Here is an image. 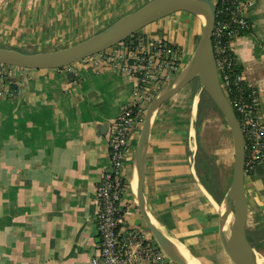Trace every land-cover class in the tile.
<instances>
[{"label": "crops", "instance_id": "crops-1", "mask_svg": "<svg viewBox=\"0 0 264 264\" xmlns=\"http://www.w3.org/2000/svg\"><path fill=\"white\" fill-rule=\"evenodd\" d=\"M149 1L0 0V49L59 51ZM247 17L250 28L232 48L264 113V0H252ZM200 26L199 19L180 12L148 25L135 39L170 42L180 73L193 56ZM70 68V73L31 70L20 93L10 100L0 97V264H90L97 254L95 189L109 169L111 128L134 81L120 70L96 71L87 61ZM192 83L164 102L151 120L145 209L155 227L195 264H232L223 240L233 214L195 169L199 97ZM137 138L125 163L120 236L134 228L151 235L135 198ZM244 187L247 237L258 264H264V165L245 176Z\"/></svg>", "mask_w": 264, "mask_h": 264}, {"label": "built area", "instance_id": "built-area-1", "mask_svg": "<svg viewBox=\"0 0 264 264\" xmlns=\"http://www.w3.org/2000/svg\"><path fill=\"white\" fill-rule=\"evenodd\" d=\"M214 1L212 46L219 84L244 138V175L251 176L264 165V113L259 109L257 90L245 82L242 73L231 72L237 66L232 45L250 28L247 12L252 0ZM135 35L82 60L96 71L120 70L134 81L132 95L111 128L109 169L95 189L98 250L90 264H172L150 234L134 228L120 236L118 230L122 225L121 201L127 191L125 163L132 141L138 137L147 105L179 73L180 67L177 49L170 42L135 39ZM70 67L64 69L70 73ZM30 71L0 64V97L10 100L20 93Z\"/></svg>", "mask_w": 264, "mask_h": 264}, {"label": "water", "instance_id": "water-1", "mask_svg": "<svg viewBox=\"0 0 264 264\" xmlns=\"http://www.w3.org/2000/svg\"><path fill=\"white\" fill-rule=\"evenodd\" d=\"M188 13L198 18L202 31L188 65L177 74L149 104L133 156L137 174L136 202L143 222L154 241L173 264H188L177 247L169 241L147 216L143 199L144 160L151 120L157 109L184 87L198 80L204 92L230 130L234 165L225 198L226 212H232L229 235L223 240L224 251L232 264H258L257 254L247 238L248 201L244 187L245 149L240 126L219 84L212 33L215 24L214 0H151L138 10L125 15L104 31L70 47L49 53L25 54L0 49V64L25 70H60L105 52L130 39L148 25L176 13Z\"/></svg>", "mask_w": 264, "mask_h": 264}, {"label": "rangeland", "instance_id": "rangeland-1", "mask_svg": "<svg viewBox=\"0 0 264 264\" xmlns=\"http://www.w3.org/2000/svg\"><path fill=\"white\" fill-rule=\"evenodd\" d=\"M201 31L202 26L199 28L196 44ZM192 85L195 96L199 97L198 114L195 121L197 130L195 134L196 173L199 179L225 202L234 165L230 130L211 100L201 91L198 80L193 81Z\"/></svg>", "mask_w": 264, "mask_h": 264}, {"label": "trees", "instance_id": "trees-1", "mask_svg": "<svg viewBox=\"0 0 264 264\" xmlns=\"http://www.w3.org/2000/svg\"><path fill=\"white\" fill-rule=\"evenodd\" d=\"M238 73H242V72H241L240 67L237 65V66H235V67L233 68V70H232V72H231V75L238 74ZM247 238H248V237H247ZM248 241H249V239H248ZM249 243H250V241H249ZM250 245L252 246V243H250ZM252 248L254 249L253 246H252Z\"/></svg>", "mask_w": 264, "mask_h": 264}, {"label": "bare ground", "instance_id": "bare-ground-1", "mask_svg": "<svg viewBox=\"0 0 264 264\" xmlns=\"http://www.w3.org/2000/svg\"><path fill=\"white\" fill-rule=\"evenodd\" d=\"M179 252L187 260L188 264H195L192 260H189L181 251H179Z\"/></svg>", "mask_w": 264, "mask_h": 264}]
</instances>
